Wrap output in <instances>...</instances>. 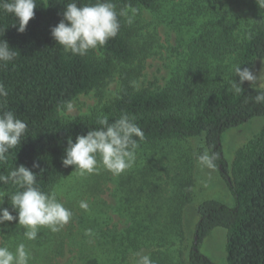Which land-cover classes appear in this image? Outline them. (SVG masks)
<instances>
[{"label":"trees","instance_id":"obj_1","mask_svg":"<svg viewBox=\"0 0 264 264\" xmlns=\"http://www.w3.org/2000/svg\"><path fill=\"white\" fill-rule=\"evenodd\" d=\"M164 1L169 0H112L117 11L131 6L150 12L159 11ZM255 1L260 14L250 28L244 29L242 39L236 34L240 21L235 16L224 11H202L212 16L191 41L187 65L160 89L133 87L141 66L126 65L133 64L140 51L132 42V29L124 18H120L121 28L115 38L99 51L81 57L65 53L51 35V28L63 19L66 4L72 0H36L35 15L23 33L17 31L16 18L0 9V43L6 41L15 52L12 61L0 63V84L8 93L0 97V114L12 111L28 124L21 144L0 163V174L7 175L20 165L32 168L33 161H39L40 168L32 170L40 173L44 169L37 177L38 183L43 191H52L73 167L65 168L61 163L68 138L75 142L77 135L99 128L96 119L101 114L108 117L109 123L122 113L135 117L144 133L143 140L137 138L138 145L203 137L205 149L219 154L215 168L227 182L235 204L211 198L199 203L193 242L186 259L184 250H179L180 260L175 264H217L201 250L215 228L227 231V264H264V125L236 152L232 163L222 145V136L229 129L253 118H264V103L255 102L264 88L248 86L245 81L243 91L235 93L232 82L239 81V77L235 73L228 79L212 76L208 58L222 60L235 54L237 65L251 71L257 59L264 60V7ZM89 2L95 0H77L78 5ZM117 70L121 84L117 96L92 115L62 118L60 112L78 95L98 89ZM17 190L10 183H0L2 193L10 195ZM3 199V207L18 215L9 198ZM108 235L102 229L95 232L99 251L89 264H140L132 262V255L142 250L147 251L152 264H169L167 250L176 243L172 235L181 237V242L184 238L178 229L136 227L114 231L106 240ZM105 243L109 244L107 253H103Z\"/></svg>","mask_w":264,"mask_h":264},{"label":"rangeland","instance_id":"obj_2","mask_svg":"<svg viewBox=\"0 0 264 264\" xmlns=\"http://www.w3.org/2000/svg\"><path fill=\"white\" fill-rule=\"evenodd\" d=\"M204 10L235 16L240 21L236 32L239 39L260 14L255 0H169L157 12L138 9L129 26L132 42L140 54L133 64L126 65L127 68L141 66L135 80L138 88H164L182 71L187 65L191 41L200 34L203 22L212 16L210 12L207 16L203 14ZM235 56L222 60L208 57L212 76L230 78L233 66L237 65ZM252 72L257 80L253 84L246 81V85L264 88V60L257 59ZM120 85L117 70L98 89L78 95L71 102L73 109L60 112L62 118L76 119L98 112L117 96ZM263 125L264 118L257 117L223 134L222 145L229 163L239 149L258 135ZM204 146L203 137L140 144L134 166L119 176L102 166L94 174L80 176L73 172V166L53 189L72 212L69 223L58 233L42 228L37 240L28 241L18 221L5 222L0 225V246L14 251L18 244L24 243L30 252L29 264H89L99 251L95 245L98 229L109 233L106 240L112 238L114 231L134 227L178 229L183 233V241L172 235L176 243L167 250L169 264L178 263L179 250H184L183 259H186L193 242L199 203L211 198L230 206L235 204L220 172L199 165L197 157L206 150ZM81 201L89 205L88 210L80 208ZM226 241L227 231L215 228L202 243L201 250L217 264H227ZM108 246L103 245V253H107ZM146 254L142 250L132 255V262L140 261Z\"/></svg>","mask_w":264,"mask_h":264},{"label":"clouds","instance_id":"obj_3","mask_svg":"<svg viewBox=\"0 0 264 264\" xmlns=\"http://www.w3.org/2000/svg\"><path fill=\"white\" fill-rule=\"evenodd\" d=\"M260 7H264V0H257ZM36 0H0V9L12 14L18 23L17 31L23 33L26 26L34 17ZM138 9L128 6L117 11L112 0H95V2L78 5L77 0L66 4L63 19L51 28L53 39L65 53L73 56H86L90 51H99L109 40L115 38L121 28L120 18H124L128 25L134 22ZM16 27V24H13ZM250 38V37H249ZM15 58V52L4 41L0 43V63L6 64ZM241 65H234L233 71L239 81L232 82V90L239 94L243 91L245 81L253 84L257 76ZM138 89V85L133 83ZM8 95L3 84H0V97ZM256 103H264V92L255 97ZM69 103L67 108L73 109ZM96 123L99 128L90 129L87 134L77 135L75 142L69 137L62 166H74V171L80 176L98 172L101 166L114 176H119L131 169L136 160L138 140H143L144 133L135 123V117L122 113L120 117L109 123L106 115H99ZM28 131L26 121L18 118L12 111L0 114V163L8 159L11 149L21 144ZM219 157L217 152L205 150L197 157L201 167L214 169V161ZM39 161H33L32 168L24 165L13 168L7 175L0 174V183L11 184L18 190L12 194L0 192V225L5 222L18 221L24 229L23 235L28 241L37 240L40 230L46 228L52 233L60 232L72 218V212L58 199L55 190L43 191L38 183V175L32 169H39ZM9 198L14 216L8 208L3 207L4 197ZM89 205L81 201L80 208L88 210ZM89 230V234H90ZM30 252L24 243L11 250L7 246H0V264H29ZM140 264H152L150 257L143 256Z\"/></svg>","mask_w":264,"mask_h":264}]
</instances>
